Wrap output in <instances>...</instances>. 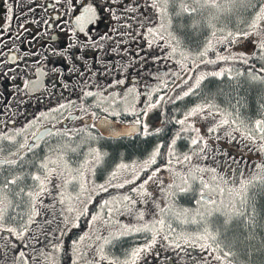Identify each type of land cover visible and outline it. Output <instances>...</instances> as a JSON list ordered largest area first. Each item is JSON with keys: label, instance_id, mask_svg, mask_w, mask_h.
Instances as JSON below:
<instances>
[{"label": "snow or ice", "instance_id": "6c2138e0", "mask_svg": "<svg viewBox=\"0 0 264 264\" xmlns=\"http://www.w3.org/2000/svg\"><path fill=\"white\" fill-rule=\"evenodd\" d=\"M102 10L144 55L0 131V264H264V0L86 3L68 31Z\"/></svg>", "mask_w": 264, "mask_h": 264}, {"label": "flooded vegetation", "instance_id": "af4514ba", "mask_svg": "<svg viewBox=\"0 0 264 264\" xmlns=\"http://www.w3.org/2000/svg\"><path fill=\"white\" fill-rule=\"evenodd\" d=\"M118 2L127 4L130 0H115V3L113 0H71V11L66 7L68 0H7L12 8L8 17L4 0H0V131L21 126L25 115L31 118L34 112L51 107L55 102L74 99L87 80L104 84L110 83L113 77L119 78L117 65L134 58L137 46L142 48L139 39L135 43H121L124 37L119 33L125 31L122 26L125 17L116 21L109 12L102 10L98 13L97 23L87 25L84 32L78 28L74 32L68 31L73 26L72 19L79 15L84 4H103L107 9ZM113 28L115 33L111 31ZM105 33L111 39L101 41L100 37ZM101 44L102 47L98 46ZM125 48L128 49L127 56L123 51ZM140 55H144L143 48ZM148 70H155V65L142 67L137 62L126 76L131 80L134 73ZM38 75L43 87L29 93L24 81H33ZM62 85H67V89ZM150 118L155 120L156 113ZM74 123L61 121L60 126L72 127ZM158 252L159 256L153 253L148 257V264H163L166 260H160L168 254H171L169 264H190L180 258L198 255V250L192 248L184 252L159 248Z\"/></svg>", "mask_w": 264, "mask_h": 264}, {"label": "rangeland", "instance_id": "374dc122", "mask_svg": "<svg viewBox=\"0 0 264 264\" xmlns=\"http://www.w3.org/2000/svg\"><path fill=\"white\" fill-rule=\"evenodd\" d=\"M118 4H119V2H118ZM119 6L121 7V8H123V7H125L126 6V2H121L120 4H119ZM119 13V12H118ZM119 15H120V13H119ZM128 15L129 16H131L132 15V13H128ZM122 18L124 17V16H121ZM125 19H126V17H125ZM225 145H226V142H225ZM239 145H235L234 147H230V148H228V151H229V154L231 155L233 152H236V154L237 155H239ZM248 155V159L249 160H251V159H254L255 157L251 154V153H248L247 154ZM162 250H164V251H168L169 249H166V248H161ZM171 254H168V255H165V257L163 258V259H161L160 261L161 262H163L164 260H166V262H164L163 264H169V256H170ZM181 260H183V261H190L189 259H191V258H189L188 259V257H186V258H180Z\"/></svg>", "mask_w": 264, "mask_h": 264}, {"label": "trees", "instance_id": "16d2710c", "mask_svg": "<svg viewBox=\"0 0 264 264\" xmlns=\"http://www.w3.org/2000/svg\"><path fill=\"white\" fill-rule=\"evenodd\" d=\"M125 144V146L127 147V150L129 153H133L136 148H137V145L135 142H132V143H127V142H123ZM86 227V224L84 225ZM71 237H68V240L70 241Z\"/></svg>", "mask_w": 264, "mask_h": 264}]
</instances>
